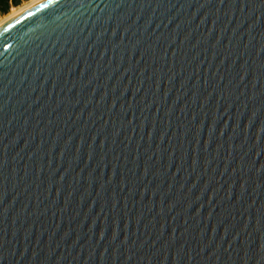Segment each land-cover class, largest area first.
Here are the masks:
<instances>
[{"label":"water","instance_id":"95a60500","mask_svg":"<svg viewBox=\"0 0 264 264\" xmlns=\"http://www.w3.org/2000/svg\"><path fill=\"white\" fill-rule=\"evenodd\" d=\"M0 264H264V0L0 25Z\"/></svg>","mask_w":264,"mask_h":264},{"label":"bare ground","instance_id":"6f19581e","mask_svg":"<svg viewBox=\"0 0 264 264\" xmlns=\"http://www.w3.org/2000/svg\"><path fill=\"white\" fill-rule=\"evenodd\" d=\"M38 1L40 0H26L18 6L11 7L6 14L0 16V25L12 20L17 15H19L23 10H25L26 8L30 7L31 5H33Z\"/></svg>","mask_w":264,"mask_h":264},{"label":"trees","instance_id":"16d2710c","mask_svg":"<svg viewBox=\"0 0 264 264\" xmlns=\"http://www.w3.org/2000/svg\"><path fill=\"white\" fill-rule=\"evenodd\" d=\"M26 0H0V16L6 14L11 7L18 6Z\"/></svg>","mask_w":264,"mask_h":264}]
</instances>
